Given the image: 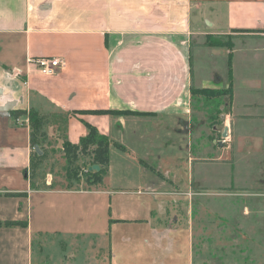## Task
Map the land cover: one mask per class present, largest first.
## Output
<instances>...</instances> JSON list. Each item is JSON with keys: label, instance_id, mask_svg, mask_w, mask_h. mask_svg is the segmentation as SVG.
<instances>
[{"label": "crops", "instance_id": "1", "mask_svg": "<svg viewBox=\"0 0 264 264\" xmlns=\"http://www.w3.org/2000/svg\"><path fill=\"white\" fill-rule=\"evenodd\" d=\"M202 90L231 95L213 128ZM29 109L108 137L103 186L31 187ZM0 223V264H219L227 230L232 264H264V0H0Z\"/></svg>", "mask_w": 264, "mask_h": 264}, {"label": "trees", "instance_id": "2", "mask_svg": "<svg viewBox=\"0 0 264 264\" xmlns=\"http://www.w3.org/2000/svg\"><path fill=\"white\" fill-rule=\"evenodd\" d=\"M207 44L209 46H223L221 41H209ZM199 92L201 91H193V94H198ZM223 94L228 95L229 99H231L229 91L223 92ZM90 113L131 114L130 112L125 111H91ZM10 116L14 120L19 119L22 116L28 117L29 145L31 149L28 179L31 187L40 189L38 186H35V182L40 167L47 159L45 147L50 143L46 131L48 126L54 127L55 134L63 135L61 138L63 142L62 152L63 159L66 162L67 174L72 171L71 173H74V178L77 179L78 177L82 183L86 185V189L98 188L104 185L109 168L110 140L107 136L100 134L95 127L86 124L87 133L79 139L78 143L72 144L66 139L67 122L69 118L68 114H42L34 109H29L28 112L23 110L11 111ZM35 146H37L42 152L40 156L34 151ZM79 163L81 164V167ZM93 165L98 166L99 169L97 171H88V167ZM48 188L42 187V189ZM64 188L71 189L70 186ZM19 224L20 223L18 222L11 221H6L4 223L5 226Z\"/></svg>", "mask_w": 264, "mask_h": 264}, {"label": "rangeland", "instance_id": "3", "mask_svg": "<svg viewBox=\"0 0 264 264\" xmlns=\"http://www.w3.org/2000/svg\"><path fill=\"white\" fill-rule=\"evenodd\" d=\"M221 39L223 40V38ZM226 96L227 95H224L223 92H220V90H203L199 92L198 94L196 93L195 99L196 101L199 102L196 104V106L198 105L197 108L199 112L203 113L204 115L203 117H205L207 123L210 124V128H213L214 126L220 124L219 108L221 105H224L227 102L228 99L226 98ZM220 135L221 134L217 133L216 139H219ZM55 136L58 137V139L61 141V145L63 146V142L61 139L63 135L55 134ZM45 151H46L47 159L42 164V166L40 167V170L38 171V175H37L38 177L35 182V186H38L40 189H42V187L43 188L44 187L64 188V187H69V186L73 190H84L87 188L86 185L82 183V181L78 177L77 179L74 178L73 176L74 173H71L72 171L69 172V174H67L66 162L63 159L62 148L61 149L57 148L56 141L50 140V143L48 144V146L45 147ZM167 154H172V151L169 150ZM165 160L168 161L170 160V158L166 155ZM79 165L81 167L80 163ZM188 172L189 173H185L184 177L190 176L191 181L195 182L196 173L194 172V170H192L193 173L191 172V170H189ZM193 211H194L193 214H195V216L198 215L196 212L197 211L196 208H194ZM182 214H185V211H182ZM206 236L210 237L209 231L206 232ZM231 236H232L231 230L223 231V238H222V241L221 240L219 241V244L223 242L224 245L226 244L230 245L231 243L233 245L231 246V249L234 252L229 253L228 251L230 249L227 247H224L222 251L219 252L218 254L219 264H224L226 261L232 264L233 261L231 260H235V258L238 257L237 249H239V246H241L242 244L239 241V237L237 239L234 238L233 242H231L232 240L230 239ZM226 237L229 239H227ZM39 242H41V250H42V254L44 258L45 256L49 257L50 250L54 248L55 250H58V251L62 250L61 248H64V250H66L67 247L75 248L79 246L81 241H78L77 243L75 241L67 242L61 239L59 240L54 237H46V238H42Z\"/></svg>", "mask_w": 264, "mask_h": 264}, {"label": "built area", "instance_id": "4", "mask_svg": "<svg viewBox=\"0 0 264 264\" xmlns=\"http://www.w3.org/2000/svg\"><path fill=\"white\" fill-rule=\"evenodd\" d=\"M39 70L40 74L43 76H52L55 72L63 67V63L58 59H51L48 57H42L37 59H31ZM226 138L222 141L225 142Z\"/></svg>", "mask_w": 264, "mask_h": 264}, {"label": "water", "instance_id": "5", "mask_svg": "<svg viewBox=\"0 0 264 264\" xmlns=\"http://www.w3.org/2000/svg\"><path fill=\"white\" fill-rule=\"evenodd\" d=\"M227 136V128L225 127L223 132H222V135H221V140L219 141H214V143H217L220 147H223V142L222 140L225 139ZM34 151L36 152L37 155H41L42 152L39 150V148L37 146L34 147ZM99 168L98 166L96 165H93V166H90L88 167V171H97Z\"/></svg>", "mask_w": 264, "mask_h": 264}]
</instances>
